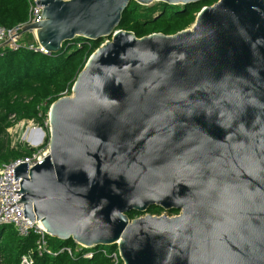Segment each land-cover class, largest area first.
Segmentation results:
<instances>
[{
	"label": "water",
	"instance_id": "1",
	"mask_svg": "<svg viewBox=\"0 0 264 264\" xmlns=\"http://www.w3.org/2000/svg\"><path fill=\"white\" fill-rule=\"evenodd\" d=\"M131 1L203 0H40L22 29L45 54L105 40L50 106L49 153L13 171L24 217L123 264H264V0L142 38L118 28Z\"/></svg>",
	"mask_w": 264,
	"mask_h": 264
},
{
	"label": "trees",
	"instance_id": "2",
	"mask_svg": "<svg viewBox=\"0 0 264 264\" xmlns=\"http://www.w3.org/2000/svg\"><path fill=\"white\" fill-rule=\"evenodd\" d=\"M217 1L203 0L188 5L157 2L152 6L131 1L118 28L131 31L138 38L153 33L174 35L190 28L197 13ZM28 15L29 0H0V26L11 28L23 24ZM23 42L17 50L0 47V165L32 155L35 149L12 144L8 129L23 120L44 122L48 119L51 104L72 94L78 74L104 40L77 37L64 43L59 52L51 54L29 48L35 43L31 33H24ZM162 211L152 208L148 212L160 214ZM140 215L132 212L129 217L133 219ZM46 239L47 248L56 254L44 252L40 255L35 232L24 237L12 225H1L0 264H21L22 256L28 254H31L33 264H114L109 254L117 249L116 245L86 248L73 239L63 241L50 235ZM102 249H106L108 255ZM89 252L94 253L92 257L87 256ZM118 264H123L122 260Z\"/></svg>",
	"mask_w": 264,
	"mask_h": 264
},
{
	"label": "built area",
	"instance_id": "3",
	"mask_svg": "<svg viewBox=\"0 0 264 264\" xmlns=\"http://www.w3.org/2000/svg\"><path fill=\"white\" fill-rule=\"evenodd\" d=\"M36 1H40V0H29V15L25 23L19 24L11 28L0 26V47H7L17 50L21 46H23L22 43L24 36V33L22 32L23 27L27 24L39 22L43 13V6L38 4ZM28 33H31L35 40V43L30 44L29 48L45 53V50L38 43L36 31L33 30ZM46 126L50 128L49 119L46 120ZM33 130L34 132L40 133V131H42V128L34 127ZM34 137L32 138L38 139ZM33 141L36 142V140ZM46 155L47 153L43 154L38 149H35V151H33L32 155L30 156L16 160L11 163L0 165V226L12 225L16 229L18 234L24 237L28 236L31 231L35 232L38 235L37 251L40 253V255L43 254L44 252H47L49 254H56V253L47 248L46 236L48 235V233L46 232L41 222L37 220L31 221L29 218L24 217V211H23L24 204L21 202L22 199L21 187H20L21 180L14 179L15 173L13 171L15 167H17L21 163L28 162L27 165L29 167H32L35 164L42 161ZM164 214H167L169 216H176L179 213H168L166 211H163L160 214H154V215H164ZM102 251L104 254H107L106 249H102ZM68 252L69 253L72 252L70 248H68ZM93 254H94L93 252H89L87 256L92 257ZM109 255L112 258L114 264H118L120 260H122L118 247ZM21 264H33V258L31 254L22 256Z\"/></svg>",
	"mask_w": 264,
	"mask_h": 264
},
{
	"label": "rangeland",
	"instance_id": "4",
	"mask_svg": "<svg viewBox=\"0 0 264 264\" xmlns=\"http://www.w3.org/2000/svg\"><path fill=\"white\" fill-rule=\"evenodd\" d=\"M156 3L157 2H154L149 6L155 5ZM46 120H44V122H40L36 120H23L18 122L13 127L9 128L8 134L10 135V138L12 140V144L13 145L20 144L22 148H26V149L28 148L38 149L43 154L48 153L49 151L48 139L50 137V133H49V128L46 126ZM34 127L42 128V132H40V134L34 132L33 130ZM34 136L38 139H33L32 137ZM33 140H36L37 143Z\"/></svg>",
	"mask_w": 264,
	"mask_h": 264
},
{
	"label": "bare ground",
	"instance_id": "5",
	"mask_svg": "<svg viewBox=\"0 0 264 264\" xmlns=\"http://www.w3.org/2000/svg\"><path fill=\"white\" fill-rule=\"evenodd\" d=\"M40 132H42V131H40ZM39 133V132H38ZM40 134V133H39ZM36 135V134H35ZM48 154V153H47Z\"/></svg>",
	"mask_w": 264,
	"mask_h": 264
},
{
	"label": "flooded vegetation",
	"instance_id": "6",
	"mask_svg": "<svg viewBox=\"0 0 264 264\" xmlns=\"http://www.w3.org/2000/svg\"><path fill=\"white\" fill-rule=\"evenodd\" d=\"M162 212H163V211H162ZM162 212H161V213H162Z\"/></svg>",
	"mask_w": 264,
	"mask_h": 264
}]
</instances>
